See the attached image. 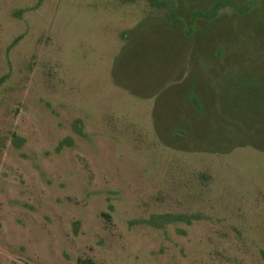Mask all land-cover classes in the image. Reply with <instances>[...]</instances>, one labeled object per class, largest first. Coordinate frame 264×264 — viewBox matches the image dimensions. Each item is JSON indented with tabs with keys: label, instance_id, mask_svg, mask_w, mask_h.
Returning a JSON list of instances; mask_svg holds the SVG:
<instances>
[{
	"label": "rangeland",
	"instance_id": "374dc122",
	"mask_svg": "<svg viewBox=\"0 0 264 264\" xmlns=\"http://www.w3.org/2000/svg\"><path fill=\"white\" fill-rule=\"evenodd\" d=\"M0 264H264V0H0Z\"/></svg>",
	"mask_w": 264,
	"mask_h": 264
},
{
	"label": "trees",
	"instance_id": "16d2710c",
	"mask_svg": "<svg viewBox=\"0 0 264 264\" xmlns=\"http://www.w3.org/2000/svg\"><path fill=\"white\" fill-rule=\"evenodd\" d=\"M216 11H217V8H215V9L213 10V13L215 14ZM62 143H63V142H61V143L59 144L58 149L61 148ZM159 217L162 219L161 216H159ZM193 218H195L194 215H192L191 217H187V216H183V215H171V214H168V215H165V216H164V219H166V220H169V219H175V220H185V221H187V222H191Z\"/></svg>",
	"mask_w": 264,
	"mask_h": 264
}]
</instances>
